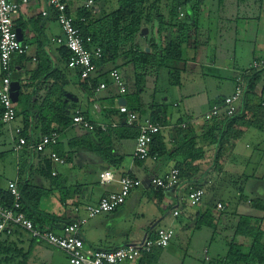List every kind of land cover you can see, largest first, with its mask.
I'll return each mask as SVG.
<instances>
[{"label":"crops","instance_id":"obj_1","mask_svg":"<svg viewBox=\"0 0 264 264\" xmlns=\"http://www.w3.org/2000/svg\"><path fill=\"white\" fill-rule=\"evenodd\" d=\"M9 1L21 3V0ZM75 7L71 9V12L74 11ZM263 9L264 0L261 12ZM44 11L46 12L45 16L42 15ZM233 13L231 14L232 17H234ZM217 15L218 18L215 17L216 19L223 17L220 13ZM201 16V33L195 42L197 45L193 44L190 39L189 44L185 47V58L188 62L182 75L196 73L198 66L203 67L200 61H207L208 64L205 66L214 69L216 75L222 72L224 77L231 78L233 88L230 94H232L235 76L240 69L244 68L239 67V64L243 66L248 62L249 67L254 58L264 55V45H256V39L260 32L261 40L264 39V30H260L258 27V31H252L247 25L242 24L239 30L238 28L232 30L233 35L227 36L226 39L229 44L233 42L247 44L249 33L250 38L255 41L254 45L244 50H237L236 46L233 48L220 46L222 52L216 54L218 44L222 43L218 41L217 24L213 23L215 18L212 19L208 12L207 15L201 14ZM13 22L15 30L20 31V41L28 46L24 55H14L11 59L13 75L17 77L13 81L18 82L20 86L17 102H14L17 113L20 112L21 108L18 104L21 93L30 103H36L38 106L48 97L65 99L71 104L70 110H75L74 114L86 113L92 122L106 127L105 130H98L106 133V151L109 150L108 152L114 156L122 158L118 167L102 160L94 150L97 147H104L105 144L98 132L86 131L76 125L64 129L56 147L59 153L64 154L62 157L65 159V163L62 165L52 163L51 171L55 170L56 175L54 176H59L66 186L79 187V191L62 204L59 201L58 191L54 189L53 194L49 196L55 199L47 202L44 199L46 197H44L40 200L39 209L41 211L60 216L64 213L69 217V221L75 220L73 222H76L78 218L84 216L86 206L96 204L106 194L119 191L120 186L116 180L108 185H101L98 181L99 172L111 170L115 173L116 178L128 174L139 179L142 185L130 191L125 200L113 212L97 215L80 225L79 235L84 241L85 247L112 251L128 244H142L147 239H151L156 230L160 228H171L174 231L173 238L165 248H156L150 256L142 255L123 264H149L152 258H156L155 264H183L186 255L174 252V243H172V240L178 237L176 233L178 228L175 227V223L181 214L184 215L182 219L185 221L179 222L178 227H180V232L185 233L188 238L193 235L195 230L202 227L212 229V239L214 236L226 238V248L221 254L223 256H220L219 252L215 250L216 257L214 259L205 257L210 264H227L220 260L225 257L229 242L250 244V239H243L235 234V229L240 222L257 218L260 219L264 230V116H256L257 119L254 121L257 124L250 127L240 139L233 141L232 151L229 155L223 156L219 164H214L215 147L207 148L205 146L203 147L205 157L203 160L195 162L199 170L191 180L183 181L182 179L183 182L180 181V184L175 188L155 191L149 187V181L153 177L164 175L179 160L172 154L178 147L174 138L176 127L181 124H188L199 129L204 118L203 115L208 111L206 110L205 114L200 115L202 117H198L190 112V108H188L189 111H186L184 107L181 110L179 99L184 98L186 100L187 97H191L189 91L182 93L176 89L172 102L168 99V94L161 96L159 102L154 103L156 106L153 109L148 108V112L140 115V118L141 120L149 118L154 109L161 110L165 106L168 107L169 115L162 131L167 153L157 159L134 160L132 153L135 138L124 136V127L123 129L121 126L118 128L111 127L112 123H122L123 121V116L115 108L122 96L117 93V89L112 84L108 74L113 65L107 68V62H105L97 67L94 77L97 76L101 82L107 81V89L99 93V97L97 96L99 99L97 98L93 103H88L77 72L69 69L62 57V52H64L62 48L64 47L55 41L61 36V30L55 15L50 11L47 0H28L26 4L21 6L18 14L13 17ZM136 44L143 48L146 47L147 42L144 35H138ZM168 64L173 66L171 62ZM124 67L130 68L128 72L133 75L131 65ZM118 70L125 82L124 73L120 68ZM176 87L181 88L182 82ZM255 93L264 103L263 74L255 87ZM229 95L215 96L211 100L208 110L212 103L214 104L217 100L221 101ZM123 98L128 108L134 106V103L133 105L128 103L126 96ZM100 99L103 100L101 104ZM96 104L101 106L102 112H96L94 107ZM143 105L145 104L143 103ZM23 106L26 104L23 103ZM150 106L151 104L148 107ZM169 106H173L174 113ZM144 107L146 108V106ZM34 113L36 112L32 114ZM21 122V118L16 117L11 125L0 128V153L4 155L1 161L4 164L3 171L0 168L3 177L2 186L5 188L7 183L11 181L17 183L18 179L21 178L47 189L50 183L39 169L37 153L48 155V151L37 152L26 147L21 148L17 156L14 150L17 144L16 138L23 129ZM32 127H29V132L33 135V141L38 142L39 139H36L37 134L34 135ZM225 147L229 148L227 145ZM209 151H211V162L205 164ZM56 153L59 155L58 152ZM17 157L21 159L19 168ZM9 163L12 166L14 164V168L10 170L11 173L8 176V169L5 164L8 165ZM249 167L254 171L250 172ZM51 176L53 175L51 174ZM226 181H229L230 185ZM191 185L199 186L203 190L207 185H210L213 191L229 185L237 189L239 197L230 210L223 200L216 202V204L221 203L223 205L222 210L216 209V206L191 207L186 203V192ZM175 210L179 211L177 216L173 215ZM203 222H210L211 225L208 226L207 224L199 228L198 225ZM63 225L65 224L62 222L47 223L43 228L59 231ZM218 230L221 232L218 233ZM5 239L10 243L8 249H12V252L6 256L0 255V259L6 258L8 260L6 264H70L67 256L61 250L43 241L31 239L25 231L15 229L10 236H0V241H5ZM177 249L179 250L178 247Z\"/></svg>","mask_w":264,"mask_h":264},{"label":"trees","instance_id":"obj_2","mask_svg":"<svg viewBox=\"0 0 264 264\" xmlns=\"http://www.w3.org/2000/svg\"><path fill=\"white\" fill-rule=\"evenodd\" d=\"M204 1L206 2V0H115L116 6L111 7L109 4L111 0H95L97 3L95 9V7H85L87 0H83V2L82 0H64L67 12L73 16L75 26L80 30L81 36L83 38L89 37L91 40L87 48L91 50L94 47H99L101 49V57L94 58V65L98 67L109 61L113 64V68L110 71L115 69L118 72L120 66L131 65L133 67L137 90L143 87V81L147 73L152 71L159 72L164 69L168 70L169 83L171 85L178 86L181 84L180 78L182 73L185 72L188 62L184 56L185 47L189 44L190 39L195 44L196 39H198L201 33L200 22L202 21V16L200 6ZM216 1L217 10L220 12L226 0ZM247 1L249 0H229L231 4L238 7L250 4ZM253 1L252 4L255 8L261 11L263 0ZM73 7L75 9L71 12ZM49 8L56 18L55 10L51 7ZM142 28L148 29L147 34L144 35L147 42L145 48L136 44V38ZM146 48L149 50L146 51ZM62 49L64 51L62 52V57L67 63L69 53L65 48ZM258 57H264V55ZM118 59L121 61L120 65H116V60ZM169 62L173 63V66H170L168 64ZM246 70L247 68L239 70L234 79V85L238 78H242L244 82L239 108L234 115L226 116L225 114H220L218 116H212L209 119L203 118L199 129H195L188 124H185V127L181 125L176 127L174 138L178 147L172 154L175 158H179L174 167L180 171V181L182 179L183 181H189L198 173V165L195 162L204 159L205 152L203 151V147H215L216 155L214 164H219L221 162L220 159L227 154L229 155L232 151L233 141L240 139L250 127L257 124L254 121L257 119L256 116H264L262 99L255 93V87L262 78L264 68L248 70V72ZM77 75L81 81V86L86 94L88 103H93L99 97V93L96 94L94 88L101 81H99L97 76L89 80H82L78 72ZM11 78L13 81L17 77L12 74ZM104 83L107 84V81ZM127 93L128 91H126L125 95ZM102 101V99L99 100L100 104ZM221 101L217 100L214 104H211V107L220 104ZM23 103L26 106H23ZM18 104L21 108L20 112L17 113L16 111V117L21 118L23 129L17 136L16 142H18V137H24L27 141V144L22 148H28L37 142L36 140V142L33 141V135L30 134L29 127L33 126V133L34 135L37 134L36 139H40L44 134L56 131L59 133V142L62 131L73 125L72 117L75 110H70L71 104L65 99L48 97L38 106L36 103H30L21 93ZM143 107L144 105L137 99L134 102V106H131L129 109L134 110L141 120L140 115L142 116L145 112ZM153 107L151 105L149 108L153 109ZM168 110L167 106L161 110L154 109L151 111L149 118L153 122L157 121L162 124L164 129L166 118L169 115ZM33 112L36 113L32 114ZM82 114L87 120L91 121L90 116L86 113ZM94 125L97 127L93 133L98 132L105 143L104 147H97L94 150L102 160L109 162L114 167H118L122 162V158L114 156L111 152H108L109 150L106 151V133L98 131V125L95 123ZM3 126L6 125L0 122V128ZM163 129L153 136L149 147L150 155H156V159L167 153L165 138L162 133ZM124 131V136L136 138L138 135V130L134 127L125 126ZM58 142L55 145H46L45 151H48V155H45L46 153H37L39 169L48 178L50 183L49 188L39 187L32 184L31 181L21 178L16 183L17 189L21 194L22 206L20 212L37 228H43L47 223L62 222L67 225L75 221H69V217L64 215V213L60 216L53 213H46L39 209L40 200L53 194L54 189L58 191L59 201L62 204L79 191V187L66 186L65 182L59 176H51L52 162L49 155L51 151L59 153L56 147ZM226 145L229 148H226ZM19 152H16L17 156ZM63 155L59 153L61 158H63ZM3 156V153H0V162ZM20 160L17 157L18 168ZM0 168L3 171L4 164ZM2 178V172H0V204L7 205L10 204L12 197L7 190V186L5 188L2 186ZM196 188L200 187L191 185L187 189V204L188 191ZM207 224L208 226L211 225L210 222H203L198 226L200 228ZM235 234L243 239H250V244L229 242L227 244V253L220 261L227 264H264V230L262 229L260 219L251 218L248 221L244 220L240 222L235 229ZM154 237L155 235L151 238ZM31 239L37 240L34 238ZM8 246H10V243L6 239L5 241H0V255L6 256L12 252V249H8ZM153 250L143 255L150 256ZM6 262H8L6 258L0 259V264H6ZM155 262L156 258H152L149 264H155Z\"/></svg>","mask_w":264,"mask_h":264},{"label":"built area","instance_id":"obj_3","mask_svg":"<svg viewBox=\"0 0 264 264\" xmlns=\"http://www.w3.org/2000/svg\"><path fill=\"white\" fill-rule=\"evenodd\" d=\"M27 1L21 0V3H19L0 0V122L6 126L11 125L16 118V108L11 98V77L13 74L11 59L14 55H24L28 50V46L22 43L17 36L13 17L18 14L21 6L26 4ZM47 4L55 10L56 21L61 30V36L55 41L69 53L66 66L78 72L82 80H89L96 74L97 66L94 65L93 60L101 57V49L99 47H94L91 50L87 48L91 40L89 37L83 38L81 36L80 30L75 26L73 16L67 12L64 0H47ZM85 7H95L96 9L93 0H87ZM42 15L45 16L46 12H42ZM261 68H264V57H256L246 71ZM109 77L117 89V93L122 97L125 96L127 89L120 73L113 69L109 72ZM243 87V79L238 78L232 94L224 97L220 104L209 108L204 118L209 119L220 114H225L226 116L234 115L239 108ZM106 89L107 84L101 82L94 88V92L98 94ZM94 107L96 112H102L100 105L96 104ZM115 108L123 116V121L122 123H112V128L126 126L134 127L138 130L132 158L139 161L147 158L156 159V155H150L149 147L153 136L160 132L164 126L157 121H151L150 118L140 120L137 113L129 109L126 104H117ZM72 124L90 132L95 131L97 127L80 113L73 115ZM181 126L185 127V124H181ZM98 128L100 130L106 129L105 126L100 124ZM58 138L59 133L56 131L44 134L38 142L30 145L29 148L37 152L44 151L46 145H55L58 142ZM26 144L27 141L24 137H18L14 150L18 152ZM49 157L53 164L62 165L65 163V159L61 158L55 151H51ZM106 173L111 174V179L106 178ZM51 174L53 176L56 175V171L53 170ZM179 175V169L173 167L164 175L153 177L149 181V187L155 191L175 188L180 182ZM115 180L120 186L118 192L106 194L96 204L86 206L83 217L76 222L63 225L59 231L34 227L32 222L20 212L22 206L21 194L17 189L16 181L8 182L7 190L12 200L10 204H0V236H10L15 229L25 231L31 238L43 241L61 250L67 256L70 264H123L124 262L135 260L144 253L151 252L154 248H165L174 236V231L171 228L157 229L154 234L155 237L147 239L142 244H128L112 251L94 250L85 247L84 241L79 235L80 225L97 215L114 211L125 200L130 191L142 185L139 179L130 175L116 178L115 173L111 170H104L98 173V181L101 185H108ZM203 196V189H190L187 194L188 205L196 206ZM216 209L222 210L223 205L217 203ZM75 210L77 211V209ZM178 214L179 211L177 210L173 212L174 216Z\"/></svg>","mask_w":264,"mask_h":264},{"label":"rangeland","instance_id":"obj_4","mask_svg":"<svg viewBox=\"0 0 264 264\" xmlns=\"http://www.w3.org/2000/svg\"><path fill=\"white\" fill-rule=\"evenodd\" d=\"M250 1V2H249ZM247 1L250 4L247 5H241V7L234 6L229 2V0H226L224 3V7L218 12L217 10V1L216 0H206L201 4V14L203 16L207 15V12L211 14V18H218L217 13H220L223 15V18L219 17V19H214L213 23L217 24V33H218V41H220L222 44H218V49L216 51V54H219V52H222L220 49L221 47L226 48H233V46H236L237 50H244L252 47L255 43L250 38V34L248 33V39L247 44H240V43H230L226 39L227 36L233 35L232 30L239 28L243 25H247V27L252 31H258V27L264 30V9L261 11H258L255 6L252 4L254 1L249 0ZM83 2V0H82ZM209 2V4H207ZM94 6L97 4L95 0H93ZM111 7L116 6L115 0H111V3H109ZM110 7V8H111ZM209 8V9H208ZM234 12V13H233ZM234 14L232 17L231 14ZM260 23V26L258 24ZM264 45V39L261 40V32L259 37L256 39V45ZM186 53L184 52V56ZM202 62L203 67H197V72L193 73L192 75L190 73L181 75V82L182 87L177 88L174 85H171L169 83V73L167 69L161 70L159 72H149L145 75L144 81H143V87L136 89V83L134 79V74L131 75L128 72V69L124 66H120L119 68L124 73L125 76V86L126 89L128 87V93L126 98L128 99V103L130 105H133L135 100H139L141 104H145L143 107L144 113L148 112V106L151 104L153 106L154 103H158L160 100V97L168 94V99L172 102L175 97L174 92L177 91L176 89L183 92H191V97H187L185 100L184 98L179 99L180 100V108L181 110L186 108V111H189L188 108H190V112H193L195 116H200L205 114L208 111V106L211 102V100L217 96V95H224V94H230L232 90V82L230 81V77H224L223 73L220 72L219 75L215 74V70L206 67L205 65L208 64L207 61H200ZM219 62V61H218ZM121 61L120 59L116 60V65H120ZM113 64L111 62H107V68L112 66ZM205 66V67H204ZM239 67H244L243 69H246L248 67V62L245 63L243 66L242 64H239ZM242 70V69H240ZM155 72V73H154ZM264 75V73H263ZM221 76V77H220ZM220 77V78H219ZM140 82V80H139ZM182 100V101H181ZM170 110H173V106H169ZM178 110V109H176ZM207 110V111H206ZM206 111V112H205ZM205 112V113H204ZM174 113V110L172 111ZM205 116V115H203ZM202 117V116H200ZM201 119V118H200ZM211 162V151L208 152V155L206 156L205 164L208 162ZM3 163L0 162V166ZM8 169V176L11 169H13V166L5 164ZM214 168V167H213ZM215 169V168H214ZM248 170L250 172H253L254 170L249 167ZM214 172V170L212 169ZM212 172V174H213ZM227 184L230 185L229 181H226ZM225 185L217 191H213L211 189L210 185H207L204 189V196L202 200L197 204L196 206L198 208L200 207H215L216 202L218 200H223L226 204L229 210L231 209V206L234 205V203L238 200V192L237 189H235L232 186ZM47 202L51 201L55 198H51L50 196H47L44 198ZM58 205V204H55ZM193 207V206H191ZM184 215L181 214V216L178 218V220L175 223V227L178 228L177 234L178 237L176 239L172 240V243H174V252H180L182 255H186L184 263L183 264H210L205 257L210 258L211 260L216 257V254L214 253L215 250H217L220 254V256H223L221 254L224 253L225 246V240L226 238H222L219 236H213L212 229L202 227L199 230H195L193 235L189 238L186 236L185 233L180 232V227H178L179 222L185 221ZM218 233L221 231H217ZM175 241V242H173ZM179 248V250L177 249ZM208 251V252H207ZM221 252V253H220Z\"/></svg>","mask_w":264,"mask_h":264},{"label":"water","instance_id":"obj_5","mask_svg":"<svg viewBox=\"0 0 264 264\" xmlns=\"http://www.w3.org/2000/svg\"><path fill=\"white\" fill-rule=\"evenodd\" d=\"M148 29L147 28H142L139 35H145L147 34ZM17 36L20 40V31L17 29L16 30ZM149 49L147 48L146 51H148ZM19 83L16 81H12L11 83V98L13 102H17V98H18V91H19ZM126 101L125 99L122 97L119 99V104H125Z\"/></svg>","mask_w":264,"mask_h":264},{"label":"clouds","instance_id":"obj_6","mask_svg":"<svg viewBox=\"0 0 264 264\" xmlns=\"http://www.w3.org/2000/svg\"><path fill=\"white\" fill-rule=\"evenodd\" d=\"M105 176H106L107 179H111V174L110 173H106Z\"/></svg>","mask_w":264,"mask_h":264}]
</instances>
